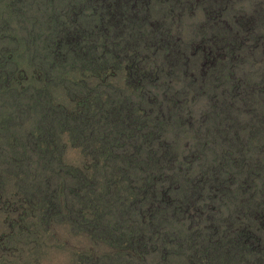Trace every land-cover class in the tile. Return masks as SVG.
<instances>
[{
  "label": "trees",
  "instance_id": "trees-1",
  "mask_svg": "<svg viewBox=\"0 0 264 264\" xmlns=\"http://www.w3.org/2000/svg\"><path fill=\"white\" fill-rule=\"evenodd\" d=\"M7 4L39 83L1 46L0 189L12 183L24 213H58L116 248L83 264H171L183 245L190 264L264 257V62L253 80L244 65L264 59V0ZM185 221L200 223L201 245Z\"/></svg>",
  "mask_w": 264,
  "mask_h": 264
},
{
  "label": "rangeland",
  "instance_id": "rangeland-1",
  "mask_svg": "<svg viewBox=\"0 0 264 264\" xmlns=\"http://www.w3.org/2000/svg\"><path fill=\"white\" fill-rule=\"evenodd\" d=\"M8 0H0V21L8 18V23L11 24L8 28L1 25L0 36L5 35L4 38H0V47L4 49L13 48L12 60L9 65L14 67V63L17 64L18 69H25V73L28 79L35 84H39L36 79L32 77L33 68L28 62V56L24 53V42H13L10 36L13 32L9 30V27H13L16 34L22 33V28L17 24L15 18L20 17L17 13L9 11ZM26 6V5H25ZM31 6H35L31 3ZM156 7V5H154ZM30 10V9H28ZM31 11V10H30ZM11 16V17H10ZM202 17V16H201ZM200 18V8L195 7L192 12L184 11L182 19L186 27L185 34L187 36V29H190L192 24ZM20 19V18H19ZM18 19V20H19ZM192 23V24H191ZM191 24V25H190ZM181 27V26H180ZM189 35V34H188ZM2 47L0 49H2ZM17 48L16 50H14ZM258 59L245 65L246 73L251 79L258 77L260 67L264 62V59L258 56ZM249 59V58H248ZM18 75V73H17ZM34 76V74H33ZM250 79V80H251ZM20 83L26 84L25 80H19ZM51 95L53 98L67 102L64 89L61 86H49ZM3 97L0 93V107L2 106ZM202 101V98H198L195 107H197ZM3 108V107H2ZM2 110V109H0ZM0 112H5L3 109ZM24 118L17 117V122H24ZM184 131H182L183 133ZM193 141V132L187 133V137L183 140ZM63 141L66 144L64 159L68 163L79 164L82 159L81 151L78 147L72 146L67 140L66 136H63ZM9 149L6 148V151ZM12 183H6L3 190L0 189V264H83L85 257H100L113 254L116 250L115 247H111L107 241L98 239L93 235L89 234L82 227H76L74 224H70L64 220V217L58 213L52 216H44L40 218L41 213L38 215H30L29 212L24 213L22 208L25 207V201H20L22 196L20 193L12 190L10 186ZM11 193V194H10ZM15 196H14V195ZM10 196V201H3L4 196ZM214 199V198H213ZM199 200V199H198ZM201 200V199H200ZM46 218V219H45ZM190 220V219H189ZM196 219H191V222ZM198 220V218H197ZM185 221L183 223L184 228H188L192 238L191 244H194L196 238V244L201 245V235L199 229V222L196 224ZM179 223V222H178ZM191 224V227H190ZM188 237V236H187ZM196 249L195 247L190 246ZM190 251L185 245L181 249H178L177 254L171 255V264H190V257L197 253H191V256H187ZM248 256L239 255L235 259H227L225 253H217L211 255L208 259L202 260L201 262H195L196 264H264V257L262 254L257 253ZM152 261L159 258V253L155 252ZM151 260V259H150ZM86 262V261H85Z\"/></svg>",
  "mask_w": 264,
  "mask_h": 264
}]
</instances>
